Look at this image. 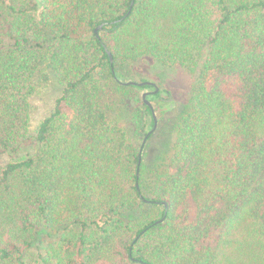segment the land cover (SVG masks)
<instances>
[{
  "label": "trees",
  "instance_id": "obj_1",
  "mask_svg": "<svg viewBox=\"0 0 264 264\" xmlns=\"http://www.w3.org/2000/svg\"><path fill=\"white\" fill-rule=\"evenodd\" d=\"M144 57L198 69L148 172ZM52 233L41 264H264V0H0V264Z\"/></svg>",
  "mask_w": 264,
  "mask_h": 264
},
{
  "label": "rangeland",
  "instance_id": "obj_2",
  "mask_svg": "<svg viewBox=\"0 0 264 264\" xmlns=\"http://www.w3.org/2000/svg\"><path fill=\"white\" fill-rule=\"evenodd\" d=\"M121 71L123 76L131 82L149 81L158 88V96L148 99L156 120L155 129L151 133V138L146 139L142 148L140 146V162L144 158L148 172L152 164L156 163L157 166L162 163L161 159L165 152L172 146L175 136V125L181 113L189 105L193 88L198 79V69L190 71L179 66L165 68L153 59L144 57L124 66ZM152 90L153 88L146 89L140 92L139 96ZM59 94L60 87L54 79L37 89L32 99V126L36 125L48 114L52 108L53 101ZM146 209L143 206L134 213L128 214V220ZM57 238L53 233L51 236L44 234L40 241L28 252L27 264H41L39 255L44 256L46 253L45 248L51 243H55Z\"/></svg>",
  "mask_w": 264,
  "mask_h": 264
},
{
  "label": "water",
  "instance_id": "obj_3",
  "mask_svg": "<svg viewBox=\"0 0 264 264\" xmlns=\"http://www.w3.org/2000/svg\"><path fill=\"white\" fill-rule=\"evenodd\" d=\"M95 32H96V30H95ZM109 59H110V62L112 63V57H111L110 55H109ZM125 85H137V86H149V87H153L154 90H153L152 92H144V93L142 94V96H141L142 99H143V101H144V103H145V105L152 109V107H151V105H150V102H148V101L146 100V97H147L148 95H154V94H156V93L158 92V88L155 86V84H153L152 82H149V81L139 82V83L129 81V82H126ZM152 116H153V127H152L151 130H149V132H148V133L146 134V136L143 138L142 143H141V148L143 147L144 143L146 142L147 137H148V136L153 132V130L155 129L156 120H155V116H154V114H153ZM140 152H141V149L139 150L138 166H139V163H140ZM137 172H138V169H137ZM163 219H164V218H163ZM163 219L157 221L154 225H157V224L162 223V222H163Z\"/></svg>",
  "mask_w": 264,
  "mask_h": 264
},
{
  "label": "flooded vegetation",
  "instance_id": "obj_4",
  "mask_svg": "<svg viewBox=\"0 0 264 264\" xmlns=\"http://www.w3.org/2000/svg\"><path fill=\"white\" fill-rule=\"evenodd\" d=\"M150 88H153V87H150ZM153 90H154V88H153ZM152 91H147V92H152ZM154 96H158V92L156 94H154Z\"/></svg>",
  "mask_w": 264,
  "mask_h": 264
}]
</instances>
